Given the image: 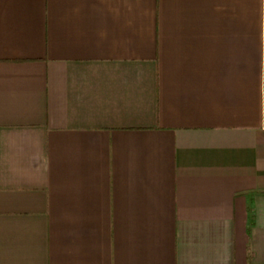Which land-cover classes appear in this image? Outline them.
Wrapping results in <instances>:
<instances>
[{
	"label": "crops",
	"instance_id": "crops-1",
	"mask_svg": "<svg viewBox=\"0 0 264 264\" xmlns=\"http://www.w3.org/2000/svg\"><path fill=\"white\" fill-rule=\"evenodd\" d=\"M0 264H264V0H0Z\"/></svg>",
	"mask_w": 264,
	"mask_h": 264
}]
</instances>
